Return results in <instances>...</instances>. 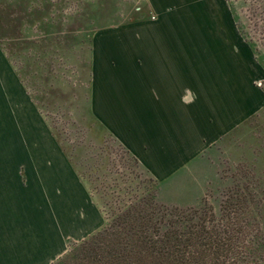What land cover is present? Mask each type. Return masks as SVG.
I'll use <instances>...</instances> for the list:
<instances>
[{
  "label": "crops",
  "instance_id": "obj_1",
  "mask_svg": "<svg viewBox=\"0 0 264 264\" xmlns=\"http://www.w3.org/2000/svg\"><path fill=\"white\" fill-rule=\"evenodd\" d=\"M147 2L156 18L92 38L90 111L154 178L176 183L256 111L240 103L239 68L224 67V42L240 31L221 0ZM44 132L0 50V264H52L103 221Z\"/></svg>",
  "mask_w": 264,
  "mask_h": 264
},
{
  "label": "rangeland",
  "instance_id": "obj_2",
  "mask_svg": "<svg viewBox=\"0 0 264 264\" xmlns=\"http://www.w3.org/2000/svg\"><path fill=\"white\" fill-rule=\"evenodd\" d=\"M221 3L228 13L234 7L256 49L257 55L240 33L239 41L232 45L230 39L224 42L221 55L225 70L231 59L235 74L239 68L241 105L256 112L250 113L243 122L248 125L232 141L204 156L192 177L183 174L176 183L170 181L163 188L162 201L171 208L194 209L203 200L208 202L207 208L218 207L241 177L246 178L251 190L264 185V0ZM154 18L147 0H0V50L45 120L46 138L55 137L60 147L72 154L76 168L94 191L90 194L99 209V203L104 202L105 179L128 173L124 166L128 159L90 111L92 38L105 29L116 30ZM254 115L258 116L251 119ZM97 160L111 167L101 166L99 171ZM83 164H87L86 169ZM192 188L200 195L196 201ZM251 224L246 221L239 225L250 231L245 230L244 243L235 248L239 251L238 264H255L264 257V250L261 253L253 244L257 227ZM258 264H264V258Z\"/></svg>",
  "mask_w": 264,
  "mask_h": 264
},
{
  "label": "trees",
  "instance_id": "obj_3",
  "mask_svg": "<svg viewBox=\"0 0 264 264\" xmlns=\"http://www.w3.org/2000/svg\"><path fill=\"white\" fill-rule=\"evenodd\" d=\"M232 13L241 36L256 54L234 7ZM97 124L125 152L128 173L119 172L117 177L105 179L104 202L99 203L103 226L80 242H69L68 251L52 264H238L239 251L235 248L244 243L245 230L250 231L239 225L246 221L257 227L253 244L263 252L264 185L251 190L246 178L241 177L218 207L207 208L208 202L203 200L194 209L171 208L162 201V190L171 180L154 178L106 128ZM246 125L247 122L237 127L215 146L232 141ZM62 150L94 195L72 154L63 147ZM97 161L99 171L101 166L111 167L110 163ZM83 167L86 169L87 164ZM254 193L259 196L258 202Z\"/></svg>",
  "mask_w": 264,
  "mask_h": 264
}]
</instances>
